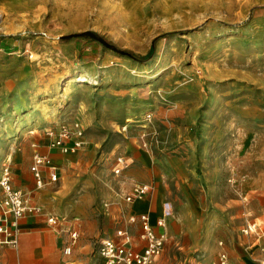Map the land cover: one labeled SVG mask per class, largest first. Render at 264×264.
Here are the masks:
<instances>
[{
  "label": "rangeland",
  "instance_id": "1",
  "mask_svg": "<svg viewBox=\"0 0 264 264\" xmlns=\"http://www.w3.org/2000/svg\"><path fill=\"white\" fill-rule=\"evenodd\" d=\"M86 30L138 55L156 40L155 56L144 63L88 36L59 38ZM9 85L0 174L9 166L15 185L35 188L36 150L52 151L58 171L34 192L61 222L52 229L39 216L32 234L49 249L35 264L102 263L98 242L126 226L134 183L114 166L143 151L195 169L193 195L173 187L171 218L186 232L164 238L155 264H214L220 242L234 264H262L264 0H0V86ZM75 120L83 146L51 149L47 129ZM73 226L78 242L65 254ZM28 244L0 245V264H27Z\"/></svg>",
  "mask_w": 264,
  "mask_h": 264
},
{
  "label": "built area",
  "instance_id": "2",
  "mask_svg": "<svg viewBox=\"0 0 264 264\" xmlns=\"http://www.w3.org/2000/svg\"><path fill=\"white\" fill-rule=\"evenodd\" d=\"M46 134L51 138V149L58 148L63 153L75 152L84 144L83 125L75 120L71 124H61L59 127L48 128ZM130 163L124 157H118L114 166L116 173H121L128 168ZM34 173L36 189H41L46 184L45 174L50 181L58 180L57 166L53 163L49 154L35 151L31 164ZM150 191L148 184L135 182L126 200L132 202L144 197ZM33 191H25L13 183L12 171L5 166L0 174V245L17 248L20 240V221L25 217L45 216L47 223L52 228H59L61 222L58 217L49 215L37 202L33 201ZM143 228L142 237L147 245L143 251H136L130 246L131 234L128 230L117 231V239L102 238L98 242V251L103 259L101 264H155L156 259L162 253L164 247V236L158 235L151 225L148 214L141 215ZM160 226H165V220L159 221ZM257 223L251 222L245 233L254 232ZM70 240L65 247V254H71L77 243L79 234L76 230L69 229ZM264 236V233L263 235ZM222 250L214 264H233L226 251L223 242H220ZM264 253V244L262 245ZM264 264V261H263Z\"/></svg>",
  "mask_w": 264,
  "mask_h": 264
},
{
  "label": "crops",
  "instance_id": "3",
  "mask_svg": "<svg viewBox=\"0 0 264 264\" xmlns=\"http://www.w3.org/2000/svg\"><path fill=\"white\" fill-rule=\"evenodd\" d=\"M14 88L15 85H9V87L0 86V103L5 101L8 98V96L11 95ZM18 97L19 96L16 95L10 101L11 104L10 106L14 107L13 109L16 108L17 105L16 102H18ZM51 152L52 151L50 150L48 151L49 154ZM53 154L58 155L59 151H53ZM126 169H127L126 172L130 176V181H131V182L129 181L128 187H130L133 181L134 183L140 182V183L148 184L150 186V191L144 197L136 199L132 202L125 203V215L129 217V220L126 223V226L120 229H125L130 232L132 238L130 246L134 248L136 251H143L147 245L146 240L142 237L143 228L140 218L142 214L149 215L153 229L158 235H163L164 238H166V236L171 237L174 235H179L180 233H185L186 226H181V227L176 226L174 224L173 219L171 218L173 215H175L176 212L179 211V207H180L178 201L179 196L175 195L174 192L175 189H173V187H179L182 190L184 188H187L188 193L193 195L195 193L194 186L196 181L193 175L195 174V169L187 167L189 171L184 172L183 163L179 161L177 156L173 155L167 158L165 157L159 158L156 157L150 151H145V152L143 151L141 153L140 152L136 153V155H134L132 158V164L130 162L129 167ZM15 186L25 191H33L32 199L33 201L36 202V200H34V198L36 197L34 195V192L36 191V186L35 188H28V187L23 188L21 186H17V185ZM209 191H212V189L209 188ZM161 219L165 220V226L159 225V221ZM41 225H42V220L39 216L23 218L20 221L21 234H20L18 247L12 248L7 246L10 249H18L21 240H25V241L28 240L29 244L27 247V256H28V260L26 262L27 264H35V261L37 262L40 258H45L46 246H44V244H41L39 241H37L36 240L37 236L32 234V232L34 231L37 232V229ZM49 227L52 228L51 226ZM52 229H57V228H52ZM69 229H73L78 232V230L74 226ZM104 238L117 239L118 237L116 234L114 237H104ZM47 249H49V245ZM221 250L222 248L220 249V251ZM230 260L232 262L231 256H230ZM263 261L264 258L262 260V264Z\"/></svg>",
  "mask_w": 264,
  "mask_h": 264
},
{
  "label": "water",
  "instance_id": "4",
  "mask_svg": "<svg viewBox=\"0 0 264 264\" xmlns=\"http://www.w3.org/2000/svg\"><path fill=\"white\" fill-rule=\"evenodd\" d=\"M79 36H88L94 40H97V41L103 43L105 46L113 49L116 52H119L121 54L123 53V50L121 48H119L118 46H116L112 43H109L104 36H102L101 34H99L97 32L91 31V30H86V31L79 32V33H72V34H68V35H62L59 38L60 39H71L73 37H79Z\"/></svg>",
  "mask_w": 264,
  "mask_h": 264
},
{
  "label": "trees",
  "instance_id": "5",
  "mask_svg": "<svg viewBox=\"0 0 264 264\" xmlns=\"http://www.w3.org/2000/svg\"><path fill=\"white\" fill-rule=\"evenodd\" d=\"M155 41L156 40L153 41V44H152L150 50L145 55H138L135 52H133L131 50H127V49H122L123 50L122 54L124 56H127V57H129L133 60H136V61H140V62H144V63L149 62L154 58L155 53H156ZM109 43H111V42H109Z\"/></svg>",
  "mask_w": 264,
  "mask_h": 264
},
{
  "label": "bare ground",
  "instance_id": "6",
  "mask_svg": "<svg viewBox=\"0 0 264 264\" xmlns=\"http://www.w3.org/2000/svg\"><path fill=\"white\" fill-rule=\"evenodd\" d=\"M73 82V77H70V78H68V79H66L64 82H62V83H64L65 85H68V84H70V83H72Z\"/></svg>",
  "mask_w": 264,
  "mask_h": 264
}]
</instances>
